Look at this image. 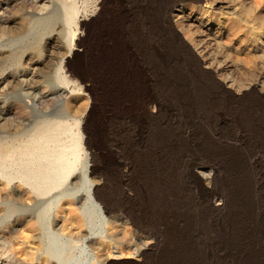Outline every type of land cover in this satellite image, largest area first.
<instances>
[{
	"label": "rangeland",
	"instance_id": "374dc122",
	"mask_svg": "<svg viewBox=\"0 0 264 264\" xmlns=\"http://www.w3.org/2000/svg\"><path fill=\"white\" fill-rule=\"evenodd\" d=\"M11 1L0 0V27L11 24L0 37V114L1 108L10 111L0 116V137L9 136L5 144H12L19 128L31 127L43 114L59 115L74 131L79 128L82 151L80 167L66 183L77 176L73 196L54 190L38 197L16 179H0V264H52L41 248L38 220L50 201L44 226L78 240L75 252L86 250V264H264V176L258 187L256 175H243L248 191L232 206L225 201L222 168L224 127L232 125L237 134L243 124L255 139L236 142L235 151L245 154L257 144L264 174V130L257 126H264V107L254 100L242 109L231 106L201 75L203 69L235 92L240 86L248 93L251 84L262 88L264 0H71L77 16L55 21L36 44L40 54L7 39L20 35L29 17L42 13L39 7L61 8L64 0ZM24 48L21 63H11L9 50ZM47 58L49 68L37 69ZM60 58L68 62L70 83L48 85L43 76L58 68ZM32 74L37 80L28 88ZM46 94L50 100L41 105ZM229 113L237 115L230 120ZM209 158L217 159V173ZM96 188L108 196L110 212L97 200ZM92 204L95 226L88 216ZM131 211L145 232L137 231Z\"/></svg>",
	"mask_w": 264,
	"mask_h": 264
},
{
	"label": "bare ground",
	"instance_id": "6f19581e",
	"mask_svg": "<svg viewBox=\"0 0 264 264\" xmlns=\"http://www.w3.org/2000/svg\"><path fill=\"white\" fill-rule=\"evenodd\" d=\"M28 1L30 2V0H28ZM74 1H71V0L68 2L65 0L62 1V6H61L62 9L59 8L58 6H56L55 4L52 6V8H50L48 10H46V7H44V6L39 7V9L42 11V13L38 14L36 17H32V16L29 17V19H30L29 26L28 27L24 26V29H22L23 30L22 33L20 35H18L17 37L16 36L15 37H8L7 40L10 42L20 40V42L22 43V46H25V47L26 46H33L34 53L40 54L41 49H40L39 45L36 46V44L39 43L41 37L44 34L48 33L51 30L55 21L61 17L64 18L65 16H68V17H65L66 19L67 18L71 19L73 16H77V13L79 11L77 10V6H76ZM97 1H99V0H97ZM19 5H21V4L19 3ZM22 7L23 6L21 5V8ZM82 16H84V14ZM23 22H25V21L23 20ZM165 22H166V26L168 27V29L171 32V35L175 38V40L179 43V45H181V48L186 49V51L191 55V59H192V62L194 63V65L197 66V68L202 69V66L200 63L201 61H199V59L197 58L195 53L193 52V54H192L191 53L192 51H190V49L187 46L183 45L182 42L177 38L174 30H172L173 28L169 25L170 22H168L166 18H165ZM17 24H18V22H17ZM10 25L11 24H9V26ZM3 26L0 27V37H3L7 33L6 29L9 28V26L8 27L5 26L7 28H5ZM14 29H16V27ZM7 36H8V34H7ZM6 45H7V43H6ZM131 46L134 47L132 44V40H131ZM9 52H10L9 61L11 63H13V62L14 63H16V62L21 63L22 57L24 56V53L26 52V48H24L23 51L20 53L18 51H14V50H9ZM70 53H71V51H70ZM27 56L29 59L31 55L28 54ZM6 57H7V55H6ZM58 63H59L57 66L58 68L55 69L54 72L46 73L43 76L44 80L47 82L48 85H50V83H54L56 86L57 85L58 86L59 85L67 86V85H69L70 80H71L69 75L67 74V71L65 70V68L67 66L66 64L68 62L65 63V59H61L60 62H58ZM50 65H51V61H49V59L47 58L46 60L39 63L37 69H39V70L47 69V68H49ZM202 72L203 73L201 75L206 77V79L208 81V85L210 87H212L216 91L217 94H222V96L228 101V104H230L231 106L237 105V106H239V108L242 109L245 102L254 100L255 103L262 104L263 105L262 107H264V85L262 86L261 89L258 90L256 88V85L254 86L253 84H251L249 87L250 91L248 93H246L245 87L242 88V87L238 86V89H239L238 92H241V93H238V92L233 91V89H231L225 85L223 86V84H221L218 80L215 79L213 74H211L209 72H205V70L203 71V69H202ZM33 76L34 77L31 78L28 82V88H30L29 86H31L33 84V82H35L37 80L38 75L37 76L33 75ZM10 79H12V78H10ZM39 79H41V78H39ZM12 83L14 84L13 81H12ZM19 83H21V81H19ZM25 85H26V83H25ZM48 96H49V94L40 96L39 97V103L41 105L47 106V104L50 100ZM250 103H248V105ZM250 105H252V103ZM253 105H255V104H253ZM253 105H252V107H253ZM17 107L21 108V105H18ZM18 108H16V109H18ZM1 112H2L0 114V116L2 115L1 118H5V117L7 118V115L9 114L10 111L8 108H6V109L1 108ZM236 113H229L230 120L232 117H235V115H237ZM65 117H66V115H65ZM68 120H65L63 117H61L59 115L50 116V115L43 114L42 118H39L38 120H36L31 127H27V125H26L25 126L26 128H23L24 126L19 128V129H21L20 132L17 131V133H16L18 136H14V138L12 137V139H11L12 144H5L6 142H8L7 139L10 138L9 136L0 137V179H4L5 181L10 182V184H11L12 180L16 179V181H18L21 185L25 184L27 186L25 189L26 191H28V192H30V194L32 193L38 197L47 196L51 192H53L54 190L55 191L59 190L60 195L59 194L58 195L60 197H62V196H73L75 194V191H78V188L75 187L79 184L78 183L79 181H77V179H78L77 176H76V179H74V180L71 179L72 180V182L70 183L71 185L70 184L67 185L66 183L69 180L71 174H73V172H75V170L78 169L81 151H82V143H81V135H80L79 128L77 131H74L72 125L70 124V122ZM3 121H2V123H3ZM10 121H12V120L10 119ZM233 121H235V120H233ZM15 122H19V121H15ZM241 122H242V116L240 115V120H239V122H237L238 126H240ZM11 123H14V122H11ZM0 124H1V121H0ZM74 124H76V123H74ZM3 125H4V123H3ZM14 126H16V125H14ZM257 126L260 127V129L264 130L263 125L257 124ZM5 127L7 128V126H5ZM1 128L3 129V127H1ZM224 128H226L225 134L227 136V140H225V142H224V146L226 148L225 163H224V165H222L224 175L226 176L225 201L229 205L233 206L235 204V198H237L238 200L242 199L241 195H243L244 193H246L248 191L247 188H245V185H243L244 183L242 184V182H244V180L242 181V178L244 177L243 175H249L248 171H250L251 177L253 174L257 176L256 186L261 187L264 174H263V169H262V165H261L262 159L259 157L256 160V157H258V152L260 151V148H258L257 144L249 146L250 148L248 147L249 149L246 151L245 154L243 153V151H238V150L235 151V148H238V147H236V145H237L236 142H239V141L244 142L246 140V138L247 139H250V138L255 139L254 137L256 134L254 133L253 129L241 124V126L239 127V130L237 131V134H236L232 125H229L227 123ZM13 130H14V128H13ZM262 130H260V131H262ZM239 131L241 132L242 137H240L241 135H240ZM255 131H256V129H255ZM235 152H237V154H238L237 161H235L236 155L234 157ZM208 161L207 162H208L209 166L214 170L213 172L216 171V173H217V167H216V165L218 163L217 159L209 158ZM213 176H215V175H213ZM246 178H247V176H246ZM0 185H2V183ZM73 188H75V189L73 190ZM23 189H24V187H23ZM95 191H96L97 200L100 201V203L103 205V208L107 212H110L113 205L110 203L108 196H106V194L103 193L102 189L98 190V188H96ZM87 196H89V195H87ZM208 197L210 198V196H208ZM29 198H31V197H29ZM48 199H49V197H48ZM35 201H36V203L38 201V204H40L41 202H44L43 200H39V199L35 200ZM55 201H56V199H55ZM64 202L62 201V204ZM53 204L54 203L52 201H50L48 204L44 205V207L38 211V220H40L43 223V224L41 223L43 232L41 234L42 237H41V241H40L41 248L43 249V254L46 255L52 261V264H86V262H87V256L85 254L86 250L84 252V249L81 246V247H79V251L75 252V248H78L77 247L78 240L75 243H73L72 241H69V240H65L62 237V235H60V234L58 235L57 233H55L56 231L54 230V228H53V230L55 232L51 229L49 230L48 228H46L44 226V219L47 216V214L52 210ZM236 206H238V205H236ZM58 208H61V207H58ZM31 211L32 210H30L29 212L31 213ZM95 211H96L95 205L94 204L90 205L88 208V216L90 218L91 223L94 226H95V218H94ZM127 214H129V217L135 223L134 226H136L137 231L145 232L144 231L145 229L142 228L139 221L136 219V217L134 215L135 213H133L131 211V212H128ZM78 220L79 219H77L76 221H78ZM80 221H82V220H80ZM81 225H82V223H81ZM98 226H99V224H98ZM79 234L80 233L78 232L77 235H79ZM81 236H82V234H81ZM38 239H39V237H38ZM76 239L77 238H75V240ZM37 245H38V243H37ZM141 251L143 252V254H146V250L145 251L141 250ZM27 254H25V255H27V256L30 255V253H27ZM12 258H14V257H12ZM37 262H35V263L37 264ZM89 263H91V262H89Z\"/></svg>",
	"mask_w": 264,
	"mask_h": 264
}]
</instances>
